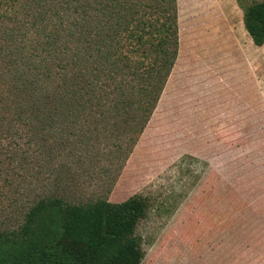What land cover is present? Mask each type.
Instances as JSON below:
<instances>
[{
    "label": "trees",
    "instance_id": "trees-1",
    "mask_svg": "<svg viewBox=\"0 0 264 264\" xmlns=\"http://www.w3.org/2000/svg\"><path fill=\"white\" fill-rule=\"evenodd\" d=\"M236 2L262 45L264 0ZM177 53L176 0H0V264H140L148 198L67 172L122 168Z\"/></svg>",
    "mask_w": 264,
    "mask_h": 264
},
{
    "label": "rangeland",
    "instance_id": "rangeland-1",
    "mask_svg": "<svg viewBox=\"0 0 264 264\" xmlns=\"http://www.w3.org/2000/svg\"><path fill=\"white\" fill-rule=\"evenodd\" d=\"M176 2V60L132 153L67 173L86 199L148 198L140 264H264V43L236 0Z\"/></svg>",
    "mask_w": 264,
    "mask_h": 264
}]
</instances>
